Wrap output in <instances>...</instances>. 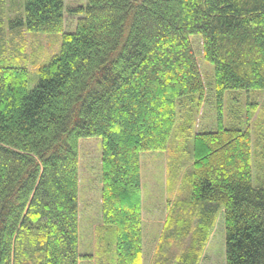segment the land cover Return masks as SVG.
Masks as SVG:
<instances>
[{"label":"trees","instance_id":"1","mask_svg":"<svg viewBox=\"0 0 264 264\" xmlns=\"http://www.w3.org/2000/svg\"><path fill=\"white\" fill-rule=\"evenodd\" d=\"M65 1L25 0L8 20L13 32L62 35L34 88L21 45L0 46V264L86 258L79 232L86 137L102 139L112 264H143L140 157L158 150L173 157V145L187 171L185 195L174 201L161 243L170 256L155 264H199L219 216L225 264H264V185L253 179L251 130L220 123L194 131L177 110L179 98L199 94V106L206 94L192 37L214 65L220 102L227 91L264 90V0H88L70 9ZM67 11L81 15L74 31L65 30Z\"/></svg>","mask_w":264,"mask_h":264},{"label":"rangeland","instance_id":"2","mask_svg":"<svg viewBox=\"0 0 264 264\" xmlns=\"http://www.w3.org/2000/svg\"><path fill=\"white\" fill-rule=\"evenodd\" d=\"M88 0H66L67 9L86 5ZM25 0H0V46L16 51L21 45L25 51L30 70L29 88L36 86L39 76L37 68L57 54L61 45V34L29 31L19 33L8 30L9 18L21 12ZM80 14L67 11L65 30L74 31ZM21 35L23 38H21ZM198 63L206 84V94L198 106L199 94L187 95L178 100L179 123L194 122V131L214 129L223 124L248 127L253 138V179L255 184L264 185V90L227 91L220 102L213 85L214 65L203 54L202 39L192 37ZM10 48V49H9ZM190 102L188 106L180 105ZM193 106V107H192ZM193 118V119H190ZM172 149V147H171ZM170 150L147 151L140 157L143 220V264H155L162 255L164 239L173 203L182 197V155L173 145ZM102 139L86 137L79 141V232L80 253L86 258L80 264H108L114 255L113 238L103 224L102 214ZM172 157V158H171ZM182 195V196H181ZM225 226L219 216L204 246L199 264H225ZM172 243V242H171ZM175 251L174 248L170 252ZM162 254V255H161Z\"/></svg>","mask_w":264,"mask_h":264},{"label":"crops","instance_id":"3","mask_svg":"<svg viewBox=\"0 0 264 264\" xmlns=\"http://www.w3.org/2000/svg\"><path fill=\"white\" fill-rule=\"evenodd\" d=\"M143 263H144V259H143Z\"/></svg>","mask_w":264,"mask_h":264}]
</instances>
